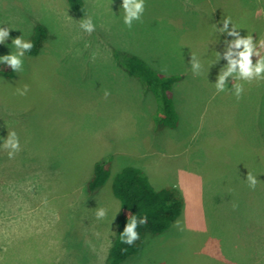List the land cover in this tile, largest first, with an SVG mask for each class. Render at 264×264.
Wrapping results in <instances>:
<instances>
[{"label": "rangeland", "instance_id": "obj_1", "mask_svg": "<svg viewBox=\"0 0 264 264\" xmlns=\"http://www.w3.org/2000/svg\"><path fill=\"white\" fill-rule=\"evenodd\" d=\"M84 2L80 16L67 0H0V26L11 29L0 57L38 25L51 32L39 56L24 55L20 72L0 77V264H106L121 209L112 181L128 166L158 191L192 183L205 200L177 219L183 231L176 220L147 235L125 264H264V80L230 77L220 93L214 86L227 65L219 54L235 39L219 31L223 19L258 43L264 0H145L131 29L123 0ZM89 16L91 35L79 27ZM119 53L153 70L151 85L123 68ZM159 74L173 80L172 90ZM234 83L244 87L239 100ZM25 85L27 95L17 94ZM163 85L175 128L158 126L168 107L153 93ZM12 131L21 151L10 160L2 146ZM98 164L110 178L91 190ZM248 172L259 181L255 190ZM98 207L107 210L102 220Z\"/></svg>", "mask_w": 264, "mask_h": 264}, {"label": "trees", "instance_id": "obj_2", "mask_svg": "<svg viewBox=\"0 0 264 264\" xmlns=\"http://www.w3.org/2000/svg\"><path fill=\"white\" fill-rule=\"evenodd\" d=\"M202 2L203 0H196ZM69 6L74 12L80 16L87 14V9L84 0H67ZM218 2V3H216ZM220 0H210V4L217 6ZM208 5V2H207ZM202 14V12H199ZM200 18V17H198ZM51 32L44 26L38 25L35 27L30 40L34 47L30 52H26L28 57H37L44 48L45 42L50 38ZM118 62L123 68L128 67L131 75L137 74L141 76L146 85H151L148 79L149 74H154L147 65L137 58H129L126 55L117 54ZM124 56V57H123ZM126 69V68H125ZM15 76V72L3 63H0V77ZM156 75V74H154ZM200 75V74H199ZM184 76H177L178 83L182 81ZM156 78H161V83L166 84L168 89L171 83L168 79L160 74ZM140 79V78H139ZM198 85V84H197ZM155 90L154 95L157 98L165 97L167 101L166 115H160L157 118L158 126L163 128H175V114L176 109L170 106L171 98H166L165 87ZM151 90V89H149ZM158 113V112H157ZM110 178L109 170L103 169L101 164L96 165L94 169V176L89 185L91 190H95L103 186ZM112 189L114 196L120 201L121 209L118 221V231L115 236L113 246L110 249L106 264H125L130 256L139 253L144 247V239L147 235L162 234L169 229L170 223L175 222L182 215V202L176 197V194L170 191L156 190L144 171L135 166H128L122 173L118 174L112 181ZM131 215H136L137 218L147 216L148 223L140 225L137 232L140 239L132 246L120 242V235L124 232L127 222L130 221Z\"/></svg>", "mask_w": 264, "mask_h": 264}, {"label": "clouds", "instance_id": "obj_3", "mask_svg": "<svg viewBox=\"0 0 264 264\" xmlns=\"http://www.w3.org/2000/svg\"><path fill=\"white\" fill-rule=\"evenodd\" d=\"M122 9L124 12L123 22L131 29L134 21H140L145 11V0H123ZM223 27L219 28L222 33H227L229 36L235 37L231 42H226V51L220 59H226L227 65L221 69L217 82L214 84L216 92H225L228 79L231 77L234 81L243 80L251 82L253 80H264V55L261 54L264 50V39H259L256 43L253 40L252 34H248L246 38H241L237 31V26L232 23L231 17H225L222 21ZM229 25L232 26L229 31ZM79 27L84 32L91 35L96 30L92 18L89 16L87 19L83 18L79 21ZM11 29H5L0 26V44L5 43L9 38ZM12 44L15 46L16 51L10 55L0 57V63L10 67L13 72H20L23 67V57L26 52H30L34 44L31 41H25L24 38H16ZM259 57L257 63L253 64L252 57ZM95 53L92 55V59L95 60ZM191 71L193 75H199L202 71V65L195 55H191ZM233 94L239 100L244 92L242 84L234 83L231 88ZM29 87L25 85L23 89H17V94L24 96L27 95ZM111 93L107 90L104 91V97L107 99ZM6 151L8 158L14 159L17 153L21 151L20 140L15 131L8 132V137L3 141L2 146ZM258 179L251 172H248L245 183L255 190L258 183ZM97 220H102L107 216V210L104 208H97L95 210ZM148 223L147 216L137 218L136 215H131L130 221L127 222L124 232L120 235V242L132 246L137 240L140 239V235L137 232V228L140 225H146ZM180 231L184 229L181 227L180 221L177 220L173 225Z\"/></svg>", "mask_w": 264, "mask_h": 264}, {"label": "crops", "instance_id": "obj_4", "mask_svg": "<svg viewBox=\"0 0 264 264\" xmlns=\"http://www.w3.org/2000/svg\"><path fill=\"white\" fill-rule=\"evenodd\" d=\"M170 190H171L170 192L176 194V197H178L179 200L182 202V214L184 213L185 210L187 211L188 209H193V210L198 209L197 208L198 201L201 198L205 200V197L202 194V187H195V185L192 183L185 184L183 186V189H181L178 186H174L170 188ZM183 216L185 215L183 214Z\"/></svg>", "mask_w": 264, "mask_h": 264}, {"label": "bare ground", "instance_id": "obj_5", "mask_svg": "<svg viewBox=\"0 0 264 264\" xmlns=\"http://www.w3.org/2000/svg\"><path fill=\"white\" fill-rule=\"evenodd\" d=\"M145 86V85H144ZM82 109V108H81ZM83 110V109H82ZM68 165V164H67ZM70 166V165H69ZM68 167V166H67ZM33 182V181H32ZM22 237V236H21Z\"/></svg>", "mask_w": 264, "mask_h": 264}]
</instances>
